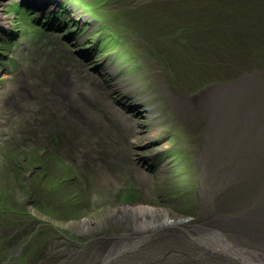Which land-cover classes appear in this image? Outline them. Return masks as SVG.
Masks as SVG:
<instances>
[{"label":"rangeland","instance_id":"rangeland-1","mask_svg":"<svg viewBox=\"0 0 264 264\" xmlns=\"http://www.w3.org/2000/svg\"><path fill=\"white\" fill-rule=\"evenodd\" d=\"M18 1L0 0V264H55L79 244L92 257L131 233L127 204L235 225L264 200V152L246 182L219 180L232 168L202 159L204 116L177 105L264 80L249 74L264 69V0Z\"/></svg>","mask_w":264,"mask_h":264},{"label":"bare ground","instance_id":"bare-ground-1","mask_svg":"<svg viewBox=\"0 0 264 264\" xmlns=\"http://www.w3.org/2000/svg\"><path fill=\"white\" fill-rule=\"evenodd\" d=\"M2 19L1 17L0 26L3 24ZM231 85L229 88L215 90H210V87L201 90V96L177 100V105L184 112L197 109L201 111L206 124L205 138L201 145L202 159L207 164L213 158L229 161V168H232L230 172H216L219 180L229 182L232 173L236 176L233 178L240 181L251 176L256 168L257 158L264 152L260 145V141L264 142V80L259 82L252 79L250 88ZM234 108L233 125L237 133L233 140L226 143V115L230 120L228 112H232ZM234 144L238 147L234 148ZM216 149L219 153L213 155ZM207 172L208 175L211 174L210 169ZM206 187L203 188V197L209 192ZM213 202L211 204L215 203ZM248 204L249 201L244 202L242 210L239 209L243 213L238 215L241 219L235 225L232 222L223 225L217 221L214 224L203 222V225H196L182 216H169L163 208L123 205L120 216L130 218L131 233L116 235L113 239V252L109 255L108 262L103 261L102 264H199L204 259L216 260L222 264H264V200H259L252 206ZM203 208L202 205L201 209ZM215 210L218 211L217 208ZM85 223L86 219L77 224ZM160 228L170 229V232L160 235Z\"/></svg>","mask_w":264,"mask_h":264},{"label":"flooded vegetation","instance_id":"flooded-vegetation-1","mask_svg":"<svg viewBox=\"0 0 264 264\" xmlns=\"http://www.w3.org/2000/svg\"><path fill=\"white\" fill-rule=\"evenodd\" d=\"M118 219L122 221L119 217ZM77 223H79V221ZM125 227L127 228V226ZM115 237L116 236H111L108 238L107 243L102 246V249L94 256L92 255V257H89L88 255L86 256L84 253L85 251L82 253V251L85 250V247L82 244H79L76 250L68 252L64 257H61L62 259L57 258L58 262L55 264H102L103 261L107 263L109 260L108 258H110L109 255L113 252L112 245Z\"/></svg>","mask_w":264,"mask_h":264},{"label":"water","instance_id":"water-1","mask_svg":"<svg viewBox=\"0 0 264 264\" xmlns=\"http://www.w3.org/2000/svg\"><path fill=\"white\" fill-rule=\"evenodd\" d=\"M19 3V5H20V7H26V9H30L31 11H33V10H38L39 8H37L36 6H34V4L33 3H37V2H39V1H34V0H20V1H18ZM41 2V1H40ZM264 69H260V70H255V71H253V72H250L249 74H256V73H260V71H263ZM248 74V75H249ZM245 74H242V75H239V77L236 79V80H233V81H240L241 79H239L240 77H242V76H244ZM237 81V82H238ZM232 82V81H231ZM225 84H228V83H225ZM229 86V85H228Z\"/></svg>","mask_w":264,"mask_h":264}]
</instances>
